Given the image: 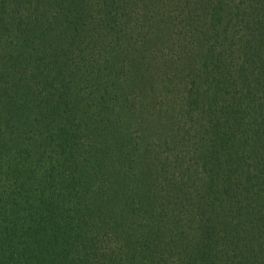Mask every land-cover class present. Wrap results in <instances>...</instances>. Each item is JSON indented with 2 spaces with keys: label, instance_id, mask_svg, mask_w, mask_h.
<instances>
[{
  "label": "trees",
  "instance_id": "trees-1",
  "mask_svg": "<svg viewBox=\"0 0 264 264\" xmlns=\"http://www.w3.org/2000/svg\"><path fill=\"white\" fill-rule=\"evenodd\" d=\"M0 264H264V0H0Z\"/></svg>",
  "mask_w": 264,
  "mask_h": 264
}]
</instances>
